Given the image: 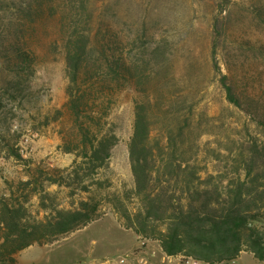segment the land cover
<instances>
[{
	"label": "rangeland",
	"instance_id": "1",
	"mask_svg": "<svg viewBox=\"0 0 264 264\" xmlns=\"http://www.w3.org/2000/svg\"><path fill=\"white\" fill-rule=\"evenodd\" d=\"M1 2L7 1L0 0V39L8 36L2 25L10 23L13 12L4 3L1 7ZM93 3L94 17L122 42L143 34L141 44L147 53L158 42V81L164 87L158 95V120L152 126L151 140L163 145L162 151H156L159 163L171 156L173 163L194 168L201 179L211 184L222 181L223 186L244 180L251 160L255 162L252 174L264 170V0ZM53 12L44 7L34 29L20 33L36 59L32 73L21 75L20 91L8 87L16 80L15 73L7 65L1 67L0 209L5 201L21 206L20 224L25 232L36 226L38 230L16 243L0 225V264H88L127 253L139 241L157 253L158 231L163 227L146 235L136 233L126 226L113 201L120 198L131 213L140 206L135 196L125 197L133 190L127 152L133 120L130 95H118L111 105V128L117 130L118 142L107 167L92 176L79 169L75 177L76 157L63 151L71 121L65 105L64 57L53 43L58 38L55 20L60 13L56 9L51 16ZM221 75L228 77L241 107L225 99ZM57 112L60 116L55 120ZM24 138L29 153L20 158L14 152ZM81 177L84 183L78 180ZM47 178L59 184H49ZM81 202L88 204V220L65 233L46 232L43 226L56 211L77 210ZM19 242L29 245L18 249ZM176 255L202 264H264L245 245L229 262Z\"/></svg>",
	"mask_w": 264,
	"mask_h": 264
},
{
	"label": "trees",
	"instance_id": "2",
	"mask_svg": "<svg viewBox=\"0 0 264 264\" xmlns=\"http://www.w3.org/2000/svg\"><path fill=\"white\" fill-rule=\"evenodd\" d=\"M4 1L5 8L13 12L10 23L2 25L8 36L0 39V72L7 65L15 73L16 80L8 83L14 91L21 90V75L31 74L36 61L20 33L34 29L35 18L44 7L54 9L51 16L56 9L60 13L55 20L58 38L53 43L59 45L65 63V105L71 131L63 151L76 157L75 177L79 169L92 176L108 166L110 152L118 142L117 130L111 128V105L118 95H130L133 120L127 152L133 190L125 197L130 200L135 196L140 206L131 213L120 198L113 200L126 226L142 235L163 227L158 231L159 247L167 255L185 253L211 262H229L245 245L256 258L264 260V170L252 174L254 160L246 164L244 180L225 186L222 181L211 184L201 179L194 168L173 163L171 156L158 162L156 151H162L163 145L151 140L152 126L158 120V95L163 94L164 87L158 81V42L147 53L141 44L143 34L126 42L114 37L107 25L94 17L93 0ZM214 60L212 56L216 69ZM228 80L226 75L219 79L225 99L239 108L241 100ZM59 116L57 112L54 119ZM14 155L23 158L16 150ZM78 180L84 183L82 177ZM46 181L59 184L53 178ZM22 209L6 201L0 209V225L16 243L38 230L36 226L25 232L20 224ZM89 218L88 204L81 202L77 210L56 211L43 227L56 235ZM20 243L18 249L29 245Z\"/></svg>",
	"mask_w": 264,
	"mask_h": 264
},
{
	"label": "built area",
	"instance_id": "3",
	"mask_svg": "<svg viewBox=\"0 0 264 264\" xmlns=\"http://www.w3.org/2000/svg\"><path fill=\"white\" fill-rule=\"evenodd\" d=\"M20 155L26 156L29 153L28 139L24 138L17 147ZM202 264L199 261L193 260L189 257L179 255H167L161 248L157 253L149 252L145 246L144 241H139L137 245L127 253L118 254L116 256L94 261L88 264Z\"/></svg>",
	"mask_w": 264,
	"mask_h": 264
}]
</instances>
